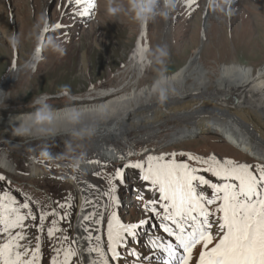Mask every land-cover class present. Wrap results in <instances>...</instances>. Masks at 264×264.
I'll return each instance as SVG.
<instances>
[{
  "label": "rangeland",
  "instance_id": "obj_1",
  "mask_svg": "<svg viewBox=\"0 0 264 264\" xmlns=\"http://www.w3.org/2000/svg\"><path fill=\"white\" fill-rule=\"evenodd\" d=\"M95 4L96 7L89 14L81 16L77 13L84 5L77 6L73 0H0V84L13 67L21 66L33 55L36 45L27 36L32 25L42 14L47 16L50 26L45 38L56 37L66 50L64 55H60L44 49L37 59L34 71L20 70L16 77L13 76L14 82L8 90L9 94L0 105V148L3 149L0 155L11 162L15 171L10 173L0 167V175L5 177L4 181H0V189L10 190L20 201L26 196L30 197L33 201L31 207L37 217L40 209L63 213L64 209L58 208L57 202L67 201L71 205L67 209L70 219L68 222H62L61 227L66 229L65 234L72 240L76 234L75 222L80 211L81 191L85 189L93 195L92 198L97 197V190L89 189L87 184L107 190L109 185L106 177L114 174L117 168H123L121 177L113 181L117 188L114 195L117 196L119 203L114 206L108 201L107 215L115 210L124 223H137L146 216H151L144 211V204L152 198V191L144 190L148 185L140 179L138 169L125 167L130 163L145 161L148 155H164L169 158L170 154L176 153L177 161H186L193 167L199 165L187 161L188 154L204 158L215 155L221 161L231 159L249 165L264 164L263 161L254 159L227 143L219 133L205 132L194 138L166 144L170 135L186 126L185 120L171 122L158 128V132L149 139H143V132L132 133L129 140L136 142V156L124 162L108 164L102 160L100 162L92 160L99 151L93 149L82 138L68 140L57 138L40 142L31 141L27 136L21 138L13 135L6 123L4 124L6 118L12 113L35 112L40 107L35 103L37 99L51 97L46 104L51 109H60L65 105L66 107L74 105L73 99L85 96L95 89L126 84L129 78L134 76V73H131V58L142 33L141 47L155 49L157 45H166L170 50L164 65L166 74L184 66L192 52L203 41L205 47L202 51L201 64H204L206 69L217 68L227 60L226 64L234 61L252 67L264 63V0H235L231 16L217 14L210 9L213 18L207 21L209 25L206 30L204 28L208 8L206 0H197L191 10L185 6L184 0L177 12L167 21L157 19L143 26L144 28L123 15L118 18L109 17L106 13V0H95ZM254 8H258L256 13L253 12ZM219 17L224 20H220ZM57 23L62 27L56 29ZM175 26L180 27V31ZM14 33L20 34L21 38L17 48H12L9 44V37ZM174 34L178 37H174ZM142 61L143 79L139 82V87L150 85L158 79L161 68L160 65L149 64L145 53ZM3 143L8 145H2ZM44 149L51 154V158L41 155ZM181 153L184 155H180ZM87 160L96 163L95 173H83L78 169L80 164ZM38 171L43 173L33 177ZM201 174L212 177L208 173ZM202 190L211 195L207 188ZM158 197L159 194L156 193V198ZM105 199H101L100 203L103 204ZM140 200L143 201L141 204ZM48 220L50 221L51 217ZM151 221L158 223L159 218L151 217ZM27 223H39V220L35 222L29 220ZM48 226L50 225L46 221L45 229ZM142 231L134 238H128L132 240L142 238L145 234V231ZM213 231L215 232V229ZM30 232L33 236L36 235L35 228H31ZM74 245L72 244L73 248L76 247ZM141 245L139 239L138 244L129 243L127 247L130 252L121 257L124 260L122 264L138 263L130 253H138ZM52 246L45 230L41 264H50V257L54 255ZM200 250L198 246L192 253L190 264L195 263ZM75 264H80L79 257L75 259Z\"/></svg>",
  "mask_w": 264,
  "mask_h": 264
},
{
  "label": "snow or ice",
  "instance_id": "obj_2",
  "mask_svg": "<svg viewBox=\"0 0 264 264\" xmlns=\"http://www.w3.org/2000/svg\"><path fill=\"white\" fill-rule=\"evenodd\" d=\"M73 2L84 5L77 13L81 16L96 7L95 0ZM196 3L197 0H186L185 6L191 10ZM61 27L60 23L55 24L56 29ZM146 50L137 44L133 55L142 60ZM176 155L172 153L169 158L148 155L145 161L125 165L138 169L140 179L147 182L148 190L153 193L144 204V211L151 216L137 223L122 222L115 210L107 215L108 201L114 206L119 203L113 181L121 177L123 168L106 177L107 190L87 184L89 189L97 190L98 196H86L81 208L77 227L86 233L81 238L86 241L83 245L79 239L72 240L61 227L62 222L70 219L67 209L71 205L67 201L57 202L63 213L40 209L37 217L30 197L20 201L10 190L0 189V264H41L45 230L53 245L50 264H75L78 257L82 264H119V248L128 237H135L138 229L150 225L151 217L159 218L156 227L163 233L149 241L156 264H190L197 246L201 250L196 264H264V164L249 165L231 159L221 161L215 155L204 158L188 154L187 161L199 165L193 167L186 161H177ZM202 172L218 182L207 179ZM4 180L0 175V181ZM204 188L210 189L211 195ZM101 199H105L103 204ZM89 207L91 211H87ZM37 219L39 223H27ZM46 221L50 226L45 229ZM31 228L36 229V235H32ZM72 244L77 247L73 248ZM130 255L138 264L143 259L152 264L151 257H140L136 252Z\"/></svg>",
  "mask_w": 264,
  "mask_h": 264
},
{
  "label": "bare ground",
  "instance_id": "obj_3",
  "mask_svg": "<svg viewBox=\"0 0 264 264\" xmlns=\"http://www.w3.org/2000/svg\"><path fill=\"white\" fill-rule=\"evenodd\" d=\"M257 10L258 8H254L253 12L256 13ZM212 18V13L207 8L205 30L209 25L207 21ZM219 19L224 20L220 17ZM176 29L179 30L180 27ZM47 33L49 31L45 33V36ZM176 34L174 37H178ZM142 38L140 34L137 40L140 46H142ZM204 47L203 41L192 52L184 66L166 74L169 78L170 91L169 98L164 104L158 102L157 95L153 92L154 82L157 79L150 85L139 87L138 84L143 79L140 71L141 67L143 69V61L139 56L133 55L130 67L134 76L129 78L126 84L95 89L93 92L84 93L85 96L73 99L75 104L72 106L65 105L64 108L51 109L52 114L48 122L34 129L33 134L27 137L31 141L40 142L57 138L64 140L82 138L93 149L99 151L92 160L94 159L95 162L102 160L108 164L124 162L136 156V142L129 140V135L132 133L143 132V139H149L158 132V128L171 122L185 120L186 126L170 135L166 144L194 138L205 132L219 133L233 147L264 162V63L258 67H252V65L247 66L245 63H234V61L226 64L227 60L225 64L218 65L217 68L206 69L205 65L201 64ZM34 54L37 56L35 52ZM177 65L179 67V63ZM19 71L20 66L13 67L10 74L1 81L0 105L9 94L8 90L14 82L13 76L16 77ZM41 99L43 103L49 100L48 97ZM32 113L34 112L12 113L6 118L4 124L6 123L7 128L12 131L14 126H19V122L28 121ZM2 150L1 147L0 153ZM95 162L87 160L80 164L78 169L83 173L93 174L97 171ZM0 167L10 173L15 171L14 166L3 158V155H0ZM41 173L43 172L38 171L35 172V176L33 174L32 176L38 177ZM86 196L92 198L93 195L83 189L80 211L75 222L74 240L79 239L81 245L86 243L81 239L86 236V233L77 225L80 223L79 217ZM91 210L90 207L87 209V211ZM148 227L150 226L139 230L148 229ZM75 246L77 247L76 244ZM80 264H82L81 259Z\"/></svg>",
  "mask_w": 264,
  "mask_h": 264
},
{
  "label": "clouds",
  "instance_id": "obj_4",
  "mask_svg": "<svg viewBox=\"0 0 264 264\" xmlns=\"http://www.w3.org/2000/svg\"><path fill=\"white\" fill-rule=\"evenodd\" d=\"M184 0H106V13L109 17L118 18L123 15L130 18L133 22L143 27L157 19L167 21L172 17L180 7ZM235 0H206L207 7L217 14L231 16L233 13V5ZM49 23L46 15H41L39 19L32 25L27 38L35 42L34 52L44 49L53 53L64 55L65 48L61 42L54 36H47L45 33L49 31ZM47 29V31H45ZM20 34L14 33L9 37V44L12 48H17L20 44ZM170 53L166 45H157L155 49H147L145 56L149 64L160 65L158 79L154 82L153 92L156 93L158 102L164 104L169 98L170 88L168 86V77L166 75L165 60ZM37 66V56L34 54L24 61L20 66V70L25 72L34 71ZM142 72V67L140 68ZM40 107L31 114L28 121L19 122V126L12 128L15 136H30L34 129L42 127L51 117L52 110L39 99L35 101ZM17 119V118H15ZM79 135V133H77ZM42 156L51 158V154L47 149L42 150Z\"/></svg>",
  "mask_w": 264,
  "mask_h": 264
},
{
  "label": "trees",
  "instance_id": "obj_5",
  "mask_svg": "<svg viewBox=\"0 0 264 264\" xmlns=\"http://www.w3.org/2000/svg\"><path fill=\"white\" fill-rule=\"evenodd\" d=\"M14 190V189H13ZM18 195H19V193H18ZM20 196V195H19Z\"/></svg>",
  "mask_w": 264,
  "mask_h": 264
},
{
  "label": "built area",
  "instance_id": "obj_6",
  "mask_svg": "<svg viewBox=\"0 0 264 264\" xmlns=\"http://www.w3.org/2000/svg\"><path fill=\"white\" fill-rule=\"evenodd\" d=\"M49 98V97H48ZM47 100V99H46Z\"/></svg>",
  "mask_w": 264,
  "mask_h": 264
}]
</instances>
